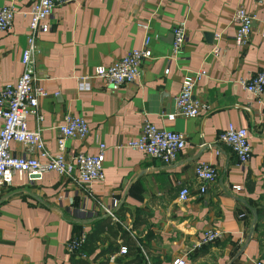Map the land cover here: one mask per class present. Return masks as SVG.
Here are the masks:
<instances>
[{
	"label": "crops",
	"instance_id": "obj_1",
	"mask_svg": "<svg viewBox=\"0 0 264 264\" xmlns=\"http://www.w3.org/2000/svg\"><path fill=\"white\" fill-rule=\"evenodd\" d=\"M33 1L0 0V5L12 3L22 11ZM239 4L254 15L244 46L234 43L233 13ZM48 23V30L37 34L35 56L36 84L47 96L38 101L41 121L29 115L28 128L38 129L46 150L55 153L63 115H82L88 133L66 139L64 155L94 154L104 143V178L91 185V194L55 171L36 183L14 177L10 185H0V264H72L66 242L88 232L94 215L106 216L103 208L112 198L120 200L115 211L124 209L126 223H133L136 212L141 215L135 231L147 238L149 255L160 264L177 257L184 264L264 262V91L256 96L240 83L264 70V0H73L56 6ZM178 23L186 40L174 55L172 28ZM27 24L18 12L12 29L0 32V88L22 71ZM148 35L152 55L142 61L134 83L114 90L92 78L90 90H77L79 78L140 48ZM216 43L222 55L211 53ZM199 69L206 74L194 96L209 111L169 119L183 76ZM144 121L185 135L173 163L125 146ZM229 123L247 130L252 154L244 166L216 142ZM11 150L37 156L15 142ZM199 162L214 165L217 173L204 193L194 175ZM183 187L186 200L178 199ZM208 228L220 230L222 237L198 246Z\"/></svg>",
	"mask_w": 264,
	"mask_h": 264
},
{
	"label": "built area",
	"instance_id": "obj_2",
	"mask_svg": "<svg viewBox=\"0 0 264 264\" xmlns=\"http://www.w3.org/2000/svg\"><path fill=\"white\" fill-rule=\"evenodd\" d=\"M73 0H35L22 11H18L14 4L0 5V32L10 31L16 13L28 18L26 44L20 53L22 71L13 83H5L0 88V185H10L14 177L23 183H36L42 180L43 175L49 171H55L59 175L72 179L77 185L84 187L86 194H91V185L103 180L104 143L99 144V151L94 154L75 153L66 157L65 140L71 138H83L88 133L87 121L82 115L66 113L57 125L58 137L57 151L50 153L44 147L41 133L38 129L31 130L27 125V117L35 116L39 121L42 115L38 111V101L47 96V92L36 84L35 56L38 52L36 37L39 32H46L49 28L48 19L56 6L69 3ZM254 15L247 12L244 4H239L233 13V21L237 28L234 35V43L244 46L252 32ZM172 53L177 55L186 40V31L183 23H178L172 28ZM264 36V30L262 31ZM150 36H145L140 48L130 49L125 55L108 65H97L92 76H84L77 81L78 91H88L91 88L92 78L100 79L108 87L117 90L126 84L134 83L140 75V65L144 59L151 57L149 48ZM218 44H214L211 53L214 56L223 54ZM206 74L202 69L185 74L181 80V87L173 98V110L167 114L169 119L176 116L192 118L199 116L203 111L207 112L210 106L195 98L194 90L197 82ZM243 88L259 96L264 91V70L258 71L252 77L241 80ZM58 94V93H56ZM18 143L37 153V156L28 154H16L11 150L12 143ZM216 142L227 146L236 156L237 164L244 166L252 154L251 144L247 130L244 127L229 123L217 135ZM186 143L185 135L180 131L158 128L155 124L144 121L140 133L127 141V147L142 151L151 158H157L165 164H171ZM209 146V145H207ZM42 157V159L39 158ZM195 178L199 181L198 191L204 193L207 185L216 179L214 165L207 162H199L194 166ZM239 189V186H234ZM188 189L183 187L178 193V199L186 200ZM120 200L112 198L109 206L103 208L106 216L118 221L115 210L119 207ZM80 208V211H83ZM132 231L131 223L122 224ZM85 232L73 235L66 242V253L73 254L83 244ZM222 232L216 228H208L203 231L198 246L212 243L222 237ZM126 253V247L121 245L118 252L110 257L114 262L115 257ZM86 257L85 254H80ZM147 264H151L147 258ZM180 257L174 258L171 264H184ZM242 264H264L256 259Z\"/></svg>",
	"mask_w": 264,
	"mask_h": 264
},
{
	"label": "trees",
	"instance_id": "obj_3",
	"mask_svg": "<svg viewBox=\"0 0 264 264\" xmlns=\"http://www.w3.org/2000/svg\"><path fill=\"white\" fill-rule=\"evenodd\" d=\"M98 215L93 216L92 227L86 232L83 244L70 254L72 264H108L110 257L118 252L121 245L126 247V253L115 257L116 264H147L146 256L151 264H160L158 259L150 257L147 238L138 237L135 231L142 222L138 212L133 215L134 220L131 223L134 235L122 225L126 224L122 207L115 211L118 221L109 216ZM82 253L86 257H81Z\"/></svg>",
	"mask_w": 264,
	"mask_h": 264
}]
</instances>
